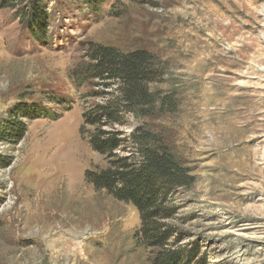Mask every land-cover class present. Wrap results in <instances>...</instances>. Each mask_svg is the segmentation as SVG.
<instances>
[{
	"label": "rangeland",
	"instance_id": "rangeland-1",
	"mask_svg": "<svg viewBox=\"0 0 264 264\" xmlns=\"http://www.w3.org/2000/svg\"><path fill=\"white\" fill-rule=\"evenodd\" d=\"M98 1L0 0V128L20 106L59 117L19 119L16 142L0 129V264H151L135 208L84 180L106 166L90 138L123 141L137 124L96 114L116 86L82 76L95 45L166 69L148 87L172 104L144 122L192 178L166 203V247L264 264V0Z\"/></svg>",
	"mask_w": 264,
	"mask_h": 264
},
{
	"label": "trees",
	"instance_id": "trees-1",
	"mask_svg": "<svg viewBox=\"0 0 264 264\" xmlns=\"http://www.w3.org/2000/svg\"><path fill=\"white\" fill-rule=\"evenodd\" d=\"M82 1L94 9L99 2ZM89 52V62L82 76L99 78L116 86L112 103L97 107L96 114L105 119L106 124L123 125L125 117L137 124L123 141L114 137L90 138L92 150L104 155L106 166L86 170L84 180L92 185L94 191L105 192L115 201L135 208L139 224L134 237L140 246L151 251V264H204L205 256L194 263L196 246L166 247L174 233L173 227L162 221L173 215L166 203L176 189L188 186L192 181L189 171L181 165L176 154L144 122L156 110L172 104L167 97L150 92L148 87L165 74L166 69L158 68L156 57L146 50L121 52L116 48L95 45ZM10 114L15 118L1 126V139L14 142L24 130L19 119L59 118L56 114H47L40 107L20 106ZM91 115L85 114V124L93 125L98 120ZM121 142L125 143L124 147H120ZM121 148L126 155L117 153Z\"/></svg>",
	"mask_w": 264,
	"mask_h": 264
}]
</instances>
